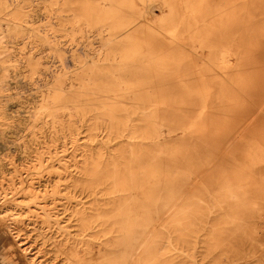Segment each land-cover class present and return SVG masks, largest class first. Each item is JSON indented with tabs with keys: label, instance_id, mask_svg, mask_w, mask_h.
I'll list each match as a JSON object with an SVG mask.
<instances>
[{
	"label": "bare ground",
	"instance_id": "6f19581e",
	"mask_svg": "<svg viewBox=\"0 0 264 264\" xmlns=\"http://www.w3.org/2000/svg\"><path fill=\"white\" fill-rule=\"evenodd\" d=\"M32 1L0 0V69L6 66L0 70V137L2 126L23 125L14 144L28 155L24 139L38 140L39 125L53 137L79 122L90 142L96 136L92 120L105 126L103 141L95 143L103 142L107 153L89 149L79 155L81 165L70 168L64 152L49 151L33 167L49 166L51 174L32 176L21 188L22 173L0 162V234L6 240L0 264H56L33 251L30 228L22 232L31 222L13 206L21 196L12 195L23 189L33 201L28 212L34 221L60 225L53 200L74 196L70 182L96 203L91 219L84 208L75 211L83 228L99 221L105 231L88 238L83 233L80 245L66 251L54 241L65 264H183L209 210L213 248L262 232L264 131L255 127L256 111L243 125L233 112L246 113L247 103L264 111V0L237 6L230 0H160L164 14L157 20L148 15L153 0H140L141 8L134 0ZM41 5L47 21L29 29L27 17ZM56 17L64 19L60 33L51 26ZM61 35L58 42L94 37L84 56L70 55L72 69L57 45ZM18 37L34 48L22 58L10 53ZM45 50L58 54L60 67L43 66ZM8 71L35 83L39 102L7 112ZM212 97L226 102L222 107L231 114L212 119L211 107L221 104Z\"/></svg>",
	"mask_w": 264,
	"mask_h": 264
},
{
	"label": "rangeland",
	"instance_id": "374dc122",
	"mask_svg": "<svg viewBox=\"0 0 264 264\" xmlns=\"http://www.w3.org/2000/svg\"><path fill=\"white\" fill-rule=\"evenodd\" d=\"M230 1L232 5H241V0ZM134 2L137 8L142 7L140 0H134ZM220 2L221 1H219V4ZM30 4L34 5L37 3L34 0L30 2ZM151 4H155L153 6L151 5L152 9L150 8L151 11L148 12L151 14H148L151 20H154L155 18L158 19V17L160 18L161 15L164 14L161 8V1L153 0ZM40 8L41 9L38 8L31 12L30 15L27 17L29 22L26 24V26L29 29H41L46 23L47 17L44 16V8L42 7V5L40 6ZM1 17L3 18V15L0 14V22L4 23V20L1 19ZM62 20L64 19L57 17L53 19L50 18L51 26L55 28L56 33H60L59 27L61 28V25L64 22ZM160 31L161 33H164L163 30ZM56 39L57 45L60 49H62V55L65 56L66 64L68 65L67 68L72 69L74 66L72 61H70V55L74 53V55L84 56L85 51L90 46H93L90 41L94 40V37H80L72 42H70L69 40L66 42H58V40L62 41L65 39L62 35L60 37H56ZM16 41V43L9 44L10 53H12L13 57L22 58L21 56H25L34 49L31 47L33 46V44L27 43L26 40H22L18 37ZM19 47L23 48L24 51L20 52L18 50ZM42 55H44V58L42 59L45 60V64L43 66L49 65V68L51 69L58 68L61 66L62 61L58 57L57 53L45 50L43 51ZM19 65L21 69L24 70V73L27 74V67L23 66L22 62H20ZM5 69L6 66L3 65V68H1L0 70L3 71ZM7 74L8 75L5 77V84L6 86L10 84V86H8V89H6L4 92L7 94L6 99L7 105L9 107V109H7V112L14 113L13 111L16 109H22L24 107L26 108V106L31 105L37 100L39 102V93L41 90H36L31 87L32 85H35V83H27L24 77L14 76L13 72L11 71H8ZM41 75H44L43 70L41 72ZM16 79L20 80L17 85L14 86V81ZM37 84H40V81H38ZM42 88L43 87H41L40 89ZM213 95H215V93ZM211 101L212 103H221L220 105L217 104V106L219 105L218 107H211L212 119H220L223 117L224 113H230L228 112L226 107H222L226 104V102H224L223 100H218L212 97ZM257 104L251 105L247 103L246 106L248 110L246 111V113L245 109L243 110V108L241 110H235L233 113L236 112L235 116H237V120H241V125H243V123H246V120L248 121V118L250 119L254 117L253 113L257 112L256 117L253 118V121H255V127L263 128L264 131V114L262 113L264 111H259L258 113ZM199 110L200 109H198V111ZM5 122H7V120H5ZM88 123L89 126H93L90 132L96 134L95 137H92L90 142L88 140H84L85 137H83L84 134L88 132L87 126L80 127L79 122L73 124L70 129H68L64 125L59 131H57V133H55L53 137H48L44 131V128L39 125L38 140H31L30 138L24 139L26 141L27 150L29 152L28 155L21 152L19 147L14 144V142H16L14 140V137L22 132L19 127H23V125L20 124L19 126H15L14 122H12L8 127L2 126L4 127L5 131L0 137V162L6 164L11 163L7 166H13L18 171H20L19 173H22L24 179L20 188L25 185L26 182H29L32 176L40 178L46 177L48 174H51V168L49 166L38 165L37 167H33L36 160L42 159L43 157H47L49 151L55 152L56 150L58 154L64 152L66 158L69 160V163H71L70 168H73L72 164L80 166L81 162H78V159L79 155L82 152H85L89 149H91L90 151L99 150L103 152L106 149V146L103 144V142H101L100 144L95 143V140L103 141L99 138L100 136L106 133L105 126L103 124H93L92 120H89ZM77 137H79V139H77ZM19 140L21 139H18V141ZM113 148H115V146ZM220 149L222 150V147ZM106 153L107 149L105 151V154ZM67 188L71 190V195H74L70 196V200H68V202L66 198H56L53 200V202L56 203L55 210L57 211L52 210V212L58 214L57 217H62L60 225L56 224L55 222L50 225H46L45 223H38L34 221L36 216L33 213L28 212V205H33V201L29 196H22L23 189L18 191L16 194L14 193L12 195V197L21 196L20 201L18 199L19 204L13 206L19 211L23 210V220L27 219L28 222H31L28 226L23 228L22 232L26 231L27 228H30V231L27 233V240L29 242L32 241L30 242V244L33 248V251L40 255V259L50 258L53 262H56V264H65L66 260L64 257V253L55 249L54 241L58 242L66 251L72 246L78 247L80 245L79 237H81L83 233H85L84 237L88 238L91 235H98L99 229L103 228L102 232L105 231V227H101L98 223L99 221H94L93 223L91 222L92 228H83L79 219V213L75 214L76 210L84 208L86 211L85 216L87 217V219H91V217H93V210L96 203L95 200L92 198L91 193H89V191H87V189H84L83 187L80 188L79 184L77 186H74L71 182ZM47 200L49 203L50 201H52V197H48ZM79 200L82 202H78ZM203 200L210 201V195H205ZM35 207L38 208L37 205L32 206L31 208L33 209ZM213 217L214 212L212 210L206 211L205 214H203V222L201 225L198 226V228H196L195 235L191 237L189 248L186 250L188 256L185 258L183 264H264V228L259 234H253L252 238L250 239H246L240 236H233L229 240H224L217 248H213L209 237V231L211 229L210 225L214 222L215 219ZM19 224L21 226H24L23 222H19ZM34 225L39 226V229H37ZM4 241H6L5 238L0 234V251L4 249ZM175 247L177 249L181 248L178 244H175ZM175 252L176 249H173L172 253L176 254Z\"/></svg>",
	"mask_w": 264,
	"mask_h": 264
}]
</instances>
